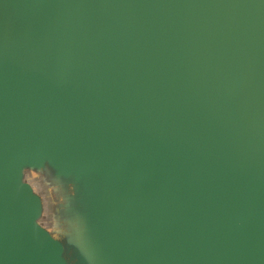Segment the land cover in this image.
Returning a JSON list of instances; mask_svg holds the SVG:
<instances>
[{"label":"water","instance_id":"obj_1","mask_svg":"<svg viewBox=\"0 0 264 264\" xmlns=\"http://www.w3.org/2000/svg\"><path fill=\"white\" fill-rule=\"evenodd\" d=\"M0 264H264V0H0Z\"/></svg>","mask_w":264,"mask_h":264},{"label":"rangeland","instance_id":"obj_2","mask_svg":"<svg viewBox=\"0 0 264 264\" xmlns=\"http://www.w3.org/2000/svg\"><path fill=\"white\" fill-rule=\"evenodd\" d=\"M43 186L44 187H48V184L45 182L43 184ZM49 187H48V192H49L48 197L50 196L49 197L50 198V201L52 200L53 202L52 203L50 202L48 204V206H47V210H48V213H49L47 215H51L52 218H55L56 217L55 216V213H54L55 210H56V207L55 206L58 205L59 203H62L64 201V194H65L64 192L69 191V189H66V188H63V187H56V189L53 190L51 188L49 189ZM53 220H50V221L52 222ZM52 230L53 231H58V229H56V228H54ZM61 230H62V233L61 234L55 235L57 238H59L61 236H64L65 228L62 227Z\"/></svg>","mask_w":264,"mask_h":264},{"label":"flooded vegetation","instance_id":"obj_3","mask_svg":"<svg viewBox=\"0 0 264 264\" xmlns=\"http://www.w3.org/2000/svg\"><path fill=\"white\" fill-rule=\"evenodd\" d=\"M56 237V236H55ZM57 238V237H56Z\"/></svg>","mask_w":264,"mask_h":264}]
</instances>
